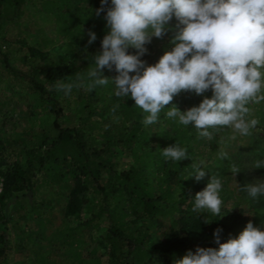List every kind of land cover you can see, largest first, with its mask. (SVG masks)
<instances>
[{
    "label": "trees",
    "instance_id": "trees-1",
    "mask_svg": "<svg viewBox=\"0 0 264 264\" xmlns=\"http://www.w3.org/2000/svg\"><path fill=\"white\" fill-rule=\"evenodd\" d=\"M14 1L0 0V8L13 11L14 7L17 8ZM2 19L0 15V22ZM177 23L173 17L169 23L172 30L165 34V39L146 45L148 52L141 57L142 60L154 65L165 51L171 50L170 40ZM128 52L135 54V49L132 52L128 49ZM2 59L5 67L15 72L8 66L7 56ZM211 95V90L204 93L209 98ZM203 98L182 92L174 97L172 104L183 112L198 106ZM41 99L44 105L50 100L45 96ZM58 105L51 103L43 107V112L50 116L55 136L44 135L35 147L23 150L12 162H7L5 148L0 149V264H6V225L10 221V207L15 209L21 198L32 210L36 203L32 198L40 189L56 188L65 200L58 225L50 223L51 210L38 214V232H42V240L50 244V247L38 246L32 251L36 263L40 264L49 261L54 249L64 251L66 256L63 259L66 258L67 262L69 259L79 264H174L188 250L195 251L197 246L218 248L213 238L218 227L223 229L221 243L230 236L238 237L249 221L254 227L263 228L264 196L253 200L242 187L257 181L253 175L259 180L264 179V168H252L253 161L264 159V101L249 105L253 109L249 118L258 120L250 136L236 134V139L232 140L231 129L218 132L210 129L214 138L209 141L199 137L192 125L184 126L167 118V108L161 111L157 123L145 126L143 120L147 113L135 106L130 98L127 113L122 116L115 113L113 120L121 135L120 152L128 154V162L121 164L123 167L114 164L116 155L111 153L108 140L95 144L78 127L64 125V109ZM175 143L187 149L189 158L175 162L161 155L162 149ZM221 152L227 153L226 159L220 157ZM201 160L206 176L197 182L194 177L189 178L191 164ZM232 164L241 169L236 174L234 188H231ZM211 174L222 180L221 193L224 194L220 195L223 204L220 216L203 214L211 222L205 224L192 211V199L206 187ZM229 202L237 208L234 212L229 209ZM242 205L246 207L242 208ZM245 214L250 218L248 222L243 221ZM71 220H79V223L71 226ZM103 223L106 225L102 226ZM166 223L168 229L160 236L152 234L154 230L165 228ZM84 229H92V236L99 233L98 239L93 238L92 243L95 242V249L100 252L94 249L98 256L92 260L80 259L78 248L79 244H85ZM48 230L51 235L46 233ZM38 232L28 236V242L38 244ZM21 247L23 250L27 248L23 242Z\"/></svg>",
    "mask_w": 264,
    "mask_h": 264
},
{
    "label": "clouds",
    "instance_id": "clouds-1",
    "mask_svg": "<svg viewBox=\"0 0 264 264\" xmlns=\"http://www.w3.org/2000/svg\"><path fill=\"white\" fill-rule=\"evenodd\" d=\"M100 5L95 15L105 13L108 30L102 51L92 56L94 63L86 78L78 74L74 83L58 81V91L65 95H70L73 87L91 91L111 80L116 97H130L147 113L145 126L157 123L167 108V118L192 125L199 137L209 141L214 138L210 129H231L232 140L236 134H252L258 120L249 118L253 114L249 105L264 101V0H110V4L100 0ZM173 17L178 21L170 40L173 47L154 65L147 64L141 59L148 52L146 45L172 30L169 22ZM87 35L91 45L96 33L89 29ZM129 48L135 49V54H130ZM105 68H114L118 75L105 77ZM209 90L210 98L204 96ZM182 92L204 98L198 106L182 112L172 104ZM161 155L175 162L189 158L187 149L178 143L162 149ZM219 155L227 158L225 152ZM191 166L189 178L197 182L205 178L203 160L192 161ZM252 168H264V159L253 161ZM230 171L235 178L241 169L232 164ZM221 190V178L211 174L206 187L192 199V211L203 223H211L204 213L220 216ZM242 190L256 200L264 196V179L245 184ZM222 232L219 227L213 232L218 248L197 246L174 264H264V230L249 221L238 237L230 236L221 243Z\"/></svg>",
    "mask_w": 264,
    "mask_h": 264
},
{
    "label": "rangeland",
    "instance_id": "rangeland-1",
    "mask_svg": "<svg viewBox=\"0 0 264 264\" xmlns=\"http://www.w3.org/2000/svg\"><path fill=\"white\" fill-rule=\"evenodd\" d=\"M14 3L17 8L13 6V11L0 8V15L4 18L0 22V149L5 148L7 162L18 159L23 150L35 147L44 135L55 136L50 116L43 112V107L51 103L56 106L59 102L58 106L64 109V125L78 127L95 144L108 140L111 153L116 155L114 164L121 166L123 162H128V154L120 152L121 135L113 120L116 114L122 116L127 113L130 98L116 97L115 85L111 80L107 85L95 86L91 91L73 87L70 95L56 89L58 81L74 83L78 74L86 78L89 67L94 63L92 56L102 51L101 42L108 30L103 18L105 13L102 12L99 17L95 15V9L101 6L100 0H15ZM89 29L97 36L91 45H88ZM164 39L165 35L162 38L153 37L152 42ZM4 56H7L8 66L15 72L5 67ZM103 75L113 79L118 73L115 69L109 71L105 68ZM56 78L58 80L54 81ZM41 96L50 99L49 103L44 105ZM253 177L259 180V177ZM236 179L232 175L231 188L235 187ZM19 199L15 209L11 210L10 207L8 212L10 221L6 225L8 247L5 263L40 264L36 263L32 251L38 246L50 247V244L42 240L37 218L43 210H51L53 217L50 223L58 225L62 220L65 200L59 196L56 188L40 189L32 198L36 201L32 210L25 200ZM229 203V209L234 212L237 208ZM245 207L242 205V208ZM262 213L264 215V211ZM244 217V222L250 220L246 214ZM69 223L74 226L79 220ZM167 229L168 223L165 228L154 230L152 234L160 236ZM261 230H264V226ZM36 231L38 244L28 242V236H34ZM92 231L84 229L85 244H79L78 248L80 259H95L100 252L98 248L95 249V242L92 243L93 238L98 239L99 233L92 236ZM46 233L51 235L50 230ZM22 242L27 246L24 250ZM94 249L98 252L95 253ZM64 256V251L54 249L46 264H79L69 259L67 262Z\"/></svg>",
    "mask_w": 264,
    "mask_h": 264
},
{
    "label": "built area",
    "instance_id": "built-area-1",
    "mask_svg": "<svg viewBox=\"0 0 264 264\" xmlns=\"http://www.w3.org/2000/svg\"><path fill=\"white\" fill-rule=\"evenodd\" d=\"M2 191V179L0 177V192Z\"/></svg>",
    "mask_w": 264,
    "mask_h": 264
}]
</instances>
